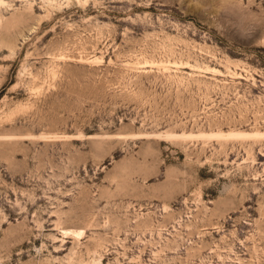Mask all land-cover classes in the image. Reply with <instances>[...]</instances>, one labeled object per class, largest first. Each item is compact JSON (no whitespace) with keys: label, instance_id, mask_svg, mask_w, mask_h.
Listing matches in <instances>:
<instances>
[{"label":"rangeland","instance_id":"374dc122","mask_svg":"<svg viewBox=\"0 0 264 264\" xmlns=\"http://www.w3.org/2000/svg\"><path fill=\"white\" fill-rule=\"evenodd\" d=\"M0 264H264V0H0Z\"/></svg>","mask_w":264,"mask_h":264},{"label":"bare ground","instance_id":"6f19581e","mask_svg":"<svg viewBox=\"0 0 264 264\" xmlns=\"http://www.w3.org/2000/svg\"><path fill=\"white\" fill-rule=\"evenodd\" d=\"M250 135H258V134H243V133H228L227 135L223 134H216V133H211V134H203V136H211V137H239V136H250ZM261 135V134H260ZM174 136V135H172ZM193 137V136H192ZM226 139V138H225Z\"/></svg>","mask_w":264,"mask_h":264}]
</instances>
